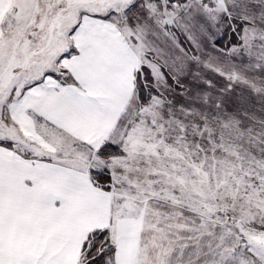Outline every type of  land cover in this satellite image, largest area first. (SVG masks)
<instances>
[{
    "label": "snow or ice",
    "instance_id": "1",
    "mask_svg": "<svg viewBox=\"0 0 264 264\" xmlns=\"http://www.w3.org/2000/svg\"><path fill=\"white\" fill-rule=\"evenodd\" d=\"M0 264H264V0H0Z\"/></svg>",
    "mask_w": 264,
    "mask_h": 264
}]
</instances>
